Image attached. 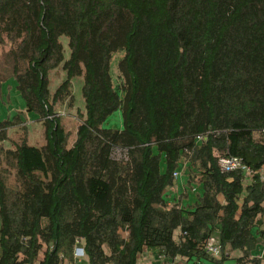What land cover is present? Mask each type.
<instances>
[{"label": "trees", "instance_id": "16d2710c", "mask_svg": "<svg viewBox=\"0 0 264 264\" xmlns=\"http://www.w3.org/2000/svg\"><path fill=\"white\" fill-rule=\"evenodd\" d=\"M6 44L46 144L26 135L0 148V264H139L148 250L264 264V0H0ZM76 78L85 114L70 146L57 108L74 105ZM118 111L123 128H104ZM20 125L0 123V145ZM222 157L257 174L223 173ZM184 167L198 190L188 208L170 195ZM212 238L219 258L206 251Z\"/></svg>", "mask_w": 264, "mask_h": 264}, {"label": "rangeland", "instance_id": "374dc122", "mask_svg": "<svg viewBox=\"0 0 264 264\" xmlns=\"http://www.w3.org/2000/svg\"><path fill=\"white\" fill-rule=\"evenodd\" d=\"M60 41L65 48L66 59H68L70 56L69 40L66 37H62ZM10 48V44L0 45V80L4 78L6 79L4 84L0 87V123L8 120L12 121L15 116L18 115L22 120V125L9 131L10 140H8L5 144L0 145V148L3 147L6 150L8 148H13L14 144L17 142L20 143L26 135L27 143L30 146L42 147L46 144L45 128L36 115L26 112L24 100L16 87V80L15 78H11V69L7 63V53L10 51ZM122 58L123 54H117L113 58L111 69L114 81L118 80L119 74L117 65ZM65 79L66 74L61 68L51 72V94L55 93L56 89ZM73 84L74 105L69 106V104H66L57 108L58 114L62 117V124L69 134L70 146L73 145L76 140L77 129L81 122L80 116L85 114V105L82 96V87L84 84L83 78L74 79ZM104 128L121 130L123 128V118L121 112H115L112 116H110L104 124ZM192 169V171L190 170V175L195 176L197 169ZM218 200L221 202L222 197H218ZM232 256L234 258H239L242 256V253L236 252ZM142 257L140 256L139 264H176L174 261L168 262L165 259H162L158 254L152 252L149 253V251H145L142 254ZM148 258H150V260H148ZM182 263H184V261Z\"/></svg>", "mask_w": 264, "mask_h": 264}, {"label": "built area", "instance_id": "2783aa9c", "mask_svg": "<svg viewBox=\"0 0 264 264\" xmlns=\"http://www.w3.org/2000/svg\"><path fill=\"white\" fill-rule=\"evenodd\" d=\"M199 139H201V138H199ZM219 166H220L223 173H230V172H233L236 170H242V172L245 174L247 183H249V181L252 180L254 175L257 174L256 172H252L248 167L243 165L241 160H239L237 158L222 157L219 160ZM259 174L264 177V168L261 171H259ZM174 177L177 181L181 177V172L180 171L176 172L174 174ZM206 251L213 258H219L221 256V247L219 245V242L215 238H212L208 242L207 247H206ZM262 254L264 255V252H262ZM75 257L79 262H81L83 259L86 258L82 248L76 249ZM162 259H165V258H162Z\"/></svg>", "mask_w": 264, "mask_h": 264}, {"label": "crops", "instance_id": "0c3cea01", "mask_svg": "<svg viewBox=\"0 0 264 264\" xmlns=\"http://www.w3.org/2000/svg\"><path fill=\"white\" fill-rule=\"evenodd\" d=\"M185 168L186 167L182 168V170L180 171L181 177L176 181L175 188L172 190L170 195H171L172 203L175 201L177 204L181 205L182 207L188 208V207H191L197 201L196 198H197L198 190H197V187H194V190H191V188H188L189 173L188 171L185 170ZM218 197L220 198L222 196L218 195L217 199ZM263 249H262V252H264ZM150 252L158 254L157 251H149V253ZM148 260H150V258H148ZM165 260L168 262H173L172 260H168V259H165ZM174 262L176 264H184L182 263L183 261L181 259H177Z\"/></svg>", "mask_w": 264, "mask_h": 264}]
</instances>
